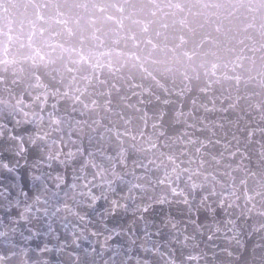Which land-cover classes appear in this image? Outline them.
<instances>
[{
    "label": "water",
    "instance_id": "1",
    "mask_svg": "<svg viewBox=\"0 0 264 264\" xmlns=\"http://www.w3.org/2000/svg\"><path fill=\"white\" fill-rule=\"evenodd\" d=\"M0 264H264V0H0Z\"/></svg>",
    "mask_w": 264,
    "mask_h": 264
},
{
    "label": "clouds",
    "instance_id": "2",
    "mask_svg": "<svg viewBox=\"0 0 264 264\" xmlns=\"http://www.w3.org/2000/svg\"><path fill=\"white\" fill-rule=\"evenodd\" d=\"M56 123H58V122H56ZM47 136H48V133L46 132L44 135H42V136L40 137V139H41V140H46V139H47ZM47 155H48V162H49V163L51 162L52 159H58V158H59L58 155H57V156H53L51 153H48ZM73 155H75V153L72 152V151L70 150L69 153H68V156H69V157H72ZM60 163L63 164L64 161L61 160ZM36 179H41V177L38 176V177H36ZM49 179H57V180H59L61 183H63V179H62V177H60V176H56V177H54V178H53V177H49ZM57 186H58V185H57ZM196 186H197V185H193V187H196ZM44 187L47 188L48 185L45 184ZM93 200H94V199H93Z\"/></svg>",
    "mask_w": 264,
    "mask_h": 264
},
{
    "label": "snow or ice",
    "instance_id": "3",
    "mask_svg": "<svg viewBox=\"0 0 264 264\" xmlns=\"http://www.w3.org/2000/svg\"><path fill=\"white\" fill-rule=\"evenodd\" d=\"M93 199L96 200V199H98V197H93ZM113 203L115 204V201ZM145 210H147V209H145Z\"/></svg>",
    "mask_w": 264,
    "mask_h": 264
}]
</instances>
